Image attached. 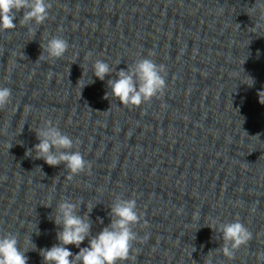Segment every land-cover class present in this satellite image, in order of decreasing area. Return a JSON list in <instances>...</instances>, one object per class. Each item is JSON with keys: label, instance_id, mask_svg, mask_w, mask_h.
<instances>
[{"label": "clouds", "instance_id": "clouds-1", "mask_svg": "<svg viewBox=\"0 0 264 264\" xmlns=\"http://www.w3.org/2000/svg\"><path fill=\"white\" fill-rule=\"evenodd\" d=\"M51 7L50 0H0V32L16 29L17 23H14V20L19 16V25L27 27L35 37L39 27L49 18ZM252 8L260 9V19L264 20V0H256ZM256 26L258 25H254ZM40 46L43 51L37 61L44 59L54 61L64 57L69 43L62 36L53 35L45 44L40 43ZM154 55V52L149 51L146 56H140L132 64H127L126 68L118 71L116 67H112L104 60L96 59L92 65L93 75L96 78L104 81L106 76L114 74V78L107 80L110 91L105 93L104 98L109 99L111 96L122 106L131 108L139 107L161 95L167 87V71L164 64H158L152 59ZM91 56V52L87 53L86 59ZM120 63L117 62V65ZM249 78L251 82L247 85L251 87L254 80ZM81 80L82 78L77 84H80ZM93 82L91 80L87 84ZM85 85L83 84L81 89ZM258 95L260 103L264 104V91L259 92ZM11 97V88L0 87V110L11 103ZM34 132L39 142L26 151V156L32 157L34 153L33 159H42L47 165L53 167L63 164L68 173V179L90 169V163L78 150L80 142L63 133L51 120L45 121L43 126ZM97 204L89 203L85 206L83 201L74 202L70 198L60 200L53 210L55 216L53 217L52 212L51 218L49 217L60 229L56 232L59 243L50 248L40 249L43 264H134L135 243L146 242L149 239V234L141 238L135 230L138 225L148 226V222L138 210L136 199L124 198L116 194L108 207L110 223L93 235L90 213ZM82 205L86 207V211L81 215ZM45 207L52 206L49 204ZM178 212H182V209H178ZM194 215L198 217L199 214ZM100 222L103 224V220ZM208 227L220 233L221 244L218 249L209 251L204 264H212L210 254L216 250L229 260L234 259L236 251L241 246L247 245L253 238L252 232L239 218L232 222H221L215 228ZM36 234L39 235V231ZM86 239L88 246L81 247ZM27 243L31 245L30 248H21L18 234L8 232L0 235V264H28L25 253L36 250V245L31 236ZM67 245L76 246L79 252L73 254L66 247ZM194 251L195 248L192 252ZM257 259L259 264H264V252L258 253Z\"/></svg>", "mask_w": 264, "mask_h": 264}]
</instances>
